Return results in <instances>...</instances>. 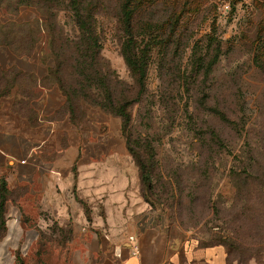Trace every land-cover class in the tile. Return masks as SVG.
Listing matches in <instances>:
<instances>
[{"label": "rangeland", "instance_id": "1", "mask_svg": "<svg viewBox=\"0 0 264 264\" xmlns=\"http://www.w3.org/2000/svg\"><path fill=\"white\" fill-rule=\"evenodd\" d=\"M71 6L69 0H0V47L34 58L38 49L50 81L73 98L78 117L86 116L83 106L92 107V158L130 163L118 168L131 176L125 194L152 222L167 226L170 240L221 243L230 264L264 263V0L145 1L160 26L177 12L159 32L182 41L168 55L152 51L142 93L121 51L120 0L83 5L88 21L94 10L102 43L103 83L93 85L80 65L91 58L79 51ZM209 35L221 41V56L206 76L193 68V54ZM141 39V48L156 42L150 34ZM104 83L130 102L126 132L124 119L101 105ZM99 170L92 167V174ZM93 192L92 202L77 189L73 200L63 190L59 200L26 198L24 185L12 189L1 177L0 264H76L81 231L73 226L105 216L103 209L95 213L104 203ZM59 203L66 209L58 210ZM80 207L84 215L77 214Z\"/></svg>", "mask_w": 264, "mask_h": 264}, {"label": "crops", "instance_id": "2", "mask_svg": "<svg viewBox=\"0 0 264 264\" xmlns=\"http://www.w3.org/2000/svg\"><path fill=\"white\" fill-rule=\"evenodd\" d=\"M36 51L34 58L0 47V88L4 78L8 90L3 95L0 90V178L12 189L24 185L26 198L59 200L63 190L73 200L70 192L77 189L92 202V190L93 195L101 192L104 208H94L96 214L104 210L103 220L73 226L81 231L76 264H230L223 244L175 243L166 225L152 222L131 204L125 194L130 173L118 169L130 163L92 158V107L83 106L86 116L78 117ZM92 167L101 171L92 174ZM57 209L66 208L59 203ZM78 210L84 215L82 207Z\"/></svg>", "mask_w": 264, "mask_h": 264}, {"label": "trees", "instance_id": "3", "mask_svg": "<svg viewBox=\"0 0 264 264\" xmlns=\"http://www.w3.org/2000/svg\"><path fill=\"white\" fill-rule=\"evenodd\" d=\"M27 1V0H26ZM76 13L77 24L81 30L80 42L78 44L79 51L82 52V56L91 58V61L84 60L80 63L83 73L87 77L92 78V85L96 81L103 83L101 70L99 69V61L101 60L102 43L99 33L96 30L95 24V12L92 8V22L88 21L86 16L85 7L87 0H69ZM92 0V6L94 5ZM145 1L148 0H120V22L125 36L122 42L121 51L125 59V62L134 75L137 84L140 87L142 93L146 85L147 68L149 65L150 54L155 48L160 49V53L166 55L169 54L173 48L177 49L181 45L182 37L173 35H166L159 32V30L165 31L164 28L168 27L172 19L176 17V13L171 14V18L168 22L165 20L161 22L154 20V17H148L149 9L151 6H144ZM185 6H183L184 8ZM179 9L180 6H179ZM178 11V10H177ZM91 19V18H90ZM168 25V26H167ZM159 32V33H158ZM150 34L154 37V44H147L143 48L141 37ZM154 35V36H153ZM199 44V41L197 42ZM213 48V53L210 51ZM204 48V49H202ZM200 47L198 52L193 54V68L197 71H204V75L208 76L215 64L218 62L221 56V41L215 36H208V40L204 46ZM91 72V73H90ZM61 87V86H60ZM106 98L105 103H102V107L109 110L112 113H116L124 119V132H126L127 126L131 120V116L128 112V106L130 102L124 100H118L115 96V91L112 90L110 85L104 83ZM62 89V87H61ZM64 92V90L62 89ZM68 98V106L75 113V105L72 101L73 98ZM215 113L219 114L222 119H227L226 112L224 110L216 109ZM128 143V142H127ZM136 155V154H134ZM145 168V165L142 164Z\"/></svg>", "mask_w": 264, "mask_h": 264}, {"label": "built area", "instance_id": "4", "mask_svg": "<svg viewBox=\"0 0 264 264\" xmlns=\"http://www.w3.org/2000/svg\"><path fill=\"white\" fill-rule=\"evenodd\" d=\"M21 162H22V163H25V160H22ZM131 239H132V237H131Z\"/></svg>", "mask_w": 264, "mask_h": 264}]
</instances>
